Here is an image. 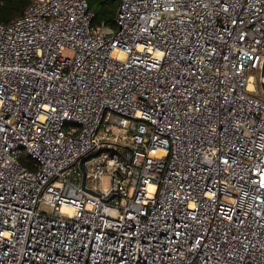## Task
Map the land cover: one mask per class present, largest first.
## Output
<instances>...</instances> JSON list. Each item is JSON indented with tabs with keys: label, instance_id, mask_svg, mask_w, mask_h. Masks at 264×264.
<instances>
[{
	"label": "built area",
	"instance_id": "obj_1",
	"mask_svg": "<svg viewBox=\"0 0 264 264\" xmlns=\"http://www.w3.org/2000/svg\"><path fill=\"white\" fill-rule=\"evenodd\" d=\"M94 17L0 23V264H264V0Z\"/></svg>",
	"mask_w": 264,
	"mask_h": 264
},
{
	"label": "trees",
	"instance_id": "obj_2",
	"mask_svg": "<svg viewBox=\"0 0 264 264\" xmlns=\"http://www.w3.org/2000/svg\"><path fill=\"white\" fill-rule=\"evenodd\" d=\"M31 0H0V23H9L20 17ZM90 8L95 13L94 25H114L118 0H88Z\"/></svg>",
	"mask_w": 264,
	"mask_h": 264
},
{
	"label": "rangeland",
	"instance_id": "obj_3",
	"mask_svg": "<svg viewBox=\"0 0 264 264\" xmlns=\"http://www.w3.org/2000/svg\"><path fill=\"white\" fill-rule=\"evenodd\" d=\"M109 26L112 27V28H116V14H115V22H114V25H109ZM256 77H257L256 86H257V90H258L257 91V95L259 97H261V98H264V88H263V86L261 85V82H260V72H258V74L256 75ZM104 185L105 186L107 185V181H104Z\"/></svg>",
	"mask_w": 264,
	"mask_h": 264
},
{
	"label": "water",
	"instance_id": "obj_4",
	"mask_svg": "<svg viewBox=\"0 0 264 264\" xmlns=\"http://www.w3.org/2000/svg\"><path fill=\"white\" fill-rule=\"evenodd\" d=\"M262 77H263V81L261 82V85L264 88V63H263V69H262Z\"/></svg>",
	"mask_w": 264,
	"mask_h": 264
}]
</instances>
